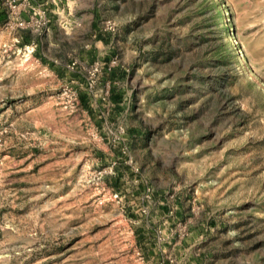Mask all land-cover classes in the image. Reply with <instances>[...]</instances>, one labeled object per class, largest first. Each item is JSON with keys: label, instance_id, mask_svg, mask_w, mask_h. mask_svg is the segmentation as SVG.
<instances>
[{"label": "rangeland", "instance_id": "obj_1", "mask_svg": "<svg viewBox=\"0 0 264 264\" xmlns=\"http://www.w3.org/2000/svg\"><path fill=\"white\" fill-rule=\"evenodd\" d=\"M0 264H264V0H0Z\"/></svg>", "mask_w": 264, "mask_h": 264}, {"label": "crops", "instance_id": "obj_2", "mask_svg": "<svg viewBox=\"0 0 264 264\" xmlns=\"http://www.w3.org/2000/svg\"><path fill=\"white\" fill-rule=\"evenodd\" d=\"M68 1H70V0H68ZM68 3H70V2H68Z\"/></svg>", "mask_w": 264, "mask_h": 264}, {"label": "bare ground", "instance_id": "obj_3", "mask_svg": "<svg viewBox=\"0 0 264 264\" xmlns=\"http://www.w3.org/2000/svg\"><path fill=\"white\" fill-rule=\"evenodd\" d=\"M230 42V41H229Z\"/></svg>", "mask_w": 264, "mask_h": 264}]
</instances>
